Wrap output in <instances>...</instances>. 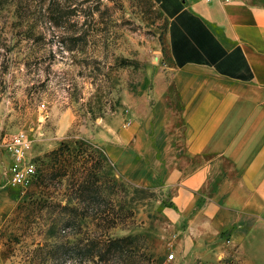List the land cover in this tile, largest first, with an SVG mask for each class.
<instances>
[{
    "label": "rangeland",
    "instance_id": "1",
    "mask_svg": "<svg viewBox=\"0 0 264 264\" xmlns=\"http://www.w3.org/2000/svg\"><path fill=\"white\" fill-rule=\"evenodd\" d=\"M169 20L164 0H0L2 143L27 132L37 170L27 187L7 172L0 264H241L228 230L200 231L197 205L184 209L131 149L95 139L127 92L171 66ZM124 237L128 254L100 262L91 242Z\"/></svg>",
    "mask_w": 264,
    "mask_h": 264
},
{
    "label": "crops",
    "instance_id": "2",
    "mask_svg": "<svg viewBox=\"0 0 264 264\" xmlns=\"http://www.w3.org/2000/svg\"><path fill=\"white\" fill-rule=\"evenodd\" d=\"M164 4L171 66L127 92L95 139L131 149L184 209L197 205L200 231L228 230L239 263L264 264V0ZM10 164L0 130V193Z\"/></svg>",
    "mask_w": 264,
    "mask_h": 264
},
{
    "label": "built area",
    "instance_id": "3",
    "mask_svg": "<svg viewBox=\"0 0 264 264\" xmlns=\"http://www.w3.org/2000/svg\"><path fill=\"white\" fill-rule=\"evenodd\" d=\"M33 146L34 139L24 131L15 133L6 142L4 147L11 158L8 181L12 187H27L35 181L37 170L32 156ZM174 257L175 255L170 256L171 259Z\"/></svg>",
    "mask_w": 264,
    "mask_h": 264
},
{
    "label": "trees",
    "instance_id": "4",
    "mask_svg": "<svg viewBox=\"0 0 264 264\" xmlns=\"http://www.w3.org/2000/svg\"><path fill=\"white\" fill-rule=\"evenodd\" d=\"M36 179H37V175H36ZM127 241H130L129 237L116 238V239L109 240V241H103L102 239H96L95 241L91 242V245H93V249L96 246L102 245V247H100L99 250L97 251L94 250L97 252L96 255L99 257L100 262H105L109 260L115 261L113 259L122 257L126 253V251L124 250L125 246L122 243L127 242ZM70 249L72 250V246L66 247L67 254L70 251ZM93 249H89V251Z\"/></svg>",
    "mask_w": 264,
    "mask_h": 264
}]
</instances>
